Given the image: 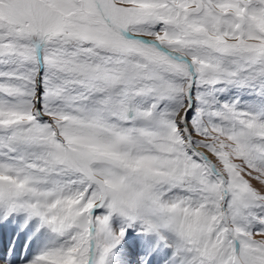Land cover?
Listing matches in <instances>:
<instances>
[{"label":"snow or ice","instance_id":"snow-or-ice-1","mask_svg":"<svg viewBox=\"0 0 264 264\" xmlns=\"http://www.w3.org/2000/svg\"><path fill=\"white\" fill-rule=\"evenodd\" d=\"M0 264H264V0H0Z\"/></svg>","mask_w":264,"mask_h":264},{"label":"bare ground","instance_id":"bare-ground-1","mask_svg":"<svg viewBox=\"0 0 264 264\" xmlns=\"http://www.w3.org/2000/svg\"><path fill=\"white\" fill-rule=\"evenodd\" d=\"M5 238L10 241L12 236L9 233H6L4 236L0 237V242H2Z\"/></svg>","mask_w":264,"mask_h":264},{"label":"rangeland","instance_id":"rangeland-1","mask_svg":"<svg viewBox=\"0 0 264 264\" xmlns=\"http://www.w3.org/2000/svg\"><path fill=\"white\" fill-rule=\"evenodd\" d=\"M10 234V233H9ZM11 235V234H10Z\"/></svg>","mask_w":264,"mask_h":264}]
</instances>
